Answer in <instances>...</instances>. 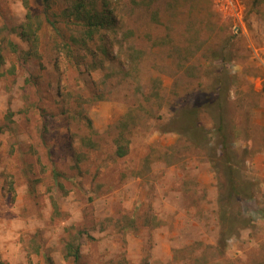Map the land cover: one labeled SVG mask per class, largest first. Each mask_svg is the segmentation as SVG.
Listing matches in <instances>:
<instances>
[{
	"label": "rangeland",
	"instance_id": "1",
	"mask_svg": "<svg viewBox=\"0 0 264 264\" xmlns=\"http://www.w3.org/2000/svg\"><path fill=\"white\" fill-rule=\"evenodd\" d=\"M67 1L0 0V261L264 264V0H107L114 47Z\"/></svg>",
	"mask_w": 264,
	"mask_h": 264
},
{
	"label": "trees",
	"instance_id": "2",
	"mask_svg": "<svg viewBox=\"0 0 264 264\" xmlns=\"http://www.w3.org/2000/svg\"><path fill=\"white\" fill-rule=\"evenodd\" d=\"M44 4V7L46 8V12L50 9V3L49 0H41ZM24 5L27 6V0H23ZM97 4H99V8L97 7ZM48 16L45 15V23H49V25L54 29L57 30L55 23L51 22ZM61 17L64 19V21L68 24L76 26L77 29H80L77 36L71 39V44L74 45V43H79L80 46L84 47L87 45V43L92 42L96 36H99L101 39H103L105 42H102V44L106 43L107 38L103 37L105 33L107 34H113L114 37H110V45L111 47L114 46H120L119 40L116 39V32L118 33L119 30V15L118 13L114 12L112 8L109 6V2L107 0H68L66 7L61 12ZM33 17L27 15L26 16V22L22 24V32L20 36L25 39L26 41L30 42L31 44L35 43L37 40V32L39 31L40 25L36 24L35 22H32ZM38 19V17H36ZM40 19V18H39ZM38 19V20H39ZM38 23V21H37ZM33 25L34 26L33 28ZM108 44V43H107ZM11 46H13L11 44ZM15 46H13L14 49ZM70 49V47L68 46ZM104 53H107V51L104 49L102 50ZM109 52V51H108ZM2 61L1 51H0V62ZM218 93V94H217ZM216 99L218 102L221 101L222 111H223V105H225L226 92H221L219 94V89L215 92ZM208 100V99H207ZM196 107H199V104L195 105ZM200 113H204L203 110H197V108L194 109V112L191 113L190 117L186 119V124L183 129L185 130V134L190 135L193 137V139H197V137H200V140H202V144L206 145L208 141L207 135H205V132L203 131V128H197V122H198V115ZM223 121L220 122L219 128L224 129V123ZM219 130V129H218ZM198 141V140H197ZM125 150L123 147H119L117 150V155L122 157L125 155ZM228 188L229 191H235V186L228 182ZM233 193V192H232ZM235 193V192H234ZM228 208L222 207L219 210L220 214V222L222 223V235L224 237H229L233 233L234 225L231 223V220L229 217L226 218V215L228 214L227 211ZM66 258L73 259L74 263H77L80 259L79 254V247L78 245H75L74 243L70 242L66 244ZM0 264H4L2 261H0Z\"/></svg>",
	"mask_w": 264,
	"mask_h": 264
}]
</instances>
